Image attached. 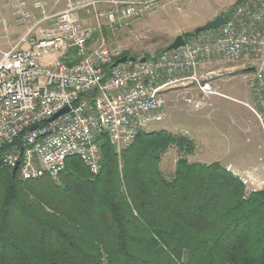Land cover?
<instances>
[{"label": "built area", "instance_id": "built-area-1", "mask_svg": "<svg viewBox=\"0 0 264 264\" xmlns=\"http://www.w3.org/2000/svg\"><path fill=\"white\" fill-rule=\"evenodd\" d=\"M140 0H67L62 11L48 15L40 3L32 10L14 0L13 12L27 24L9 50L0 51L1 167L20 181L48 175L55 179L65 161L78 157L93 175L100 169L99 137L105 135L117 153L128 147L153 122L165 119V95L194 85L202 94L211 90V76L200 69L219 60L240 63L257 108H249L264 131V0H242L225 17L224 25L184 40L143 62L112 66L125 56L103 40L89 48L92 29L82 24V10L104 6L95 15L110 23L136 13ZM48 21L50 24L42 25ZM26 47V48H24ZM72 52L77 61L63 58ZM199 109L202 100L186 99ZM68 109L54 119L60 111ZM36 125L35 129H31ZM227 171L249 193H264L257 168Z\"/></svg>", "mask_w": 264, "mask_h": 264}, {"label": "trees", "instance_id": "trees-1", "mask_svg": "<svg viewBox=\"0 0 264 264\" xmlns=\"http://www.w3.org/2000/svg\"><path fill=\"white\" fill-rule=\"evenodd\" d=\"M98 142L97 174L70 157L57 178L28 181L1 167L0 149V264H264L262 192L244 197L221 164L190 162L186 137L143 131L120 156ZM171 146L181 155L165 177Z\"/></svg>", "mask_w": 264, "mask_h": 264}, {"label": "rangeland", "instance_id": "rangeland-1", "mask_svg": "<svg viewBox=\"0 0 264 264\" xmlns=\"http://www.w3.org/2000/svg\"><path fill=\"white\" fill-rule=\"evenodd\" d=\"M140 1L143 4L137 6L136 13L126 19H116L114 23H110L105 17L99 18L97 21L95 19L94 23L89 20L90 25L87 27L93 31L89 48H93L96 43L103 40L109 48L120 49L123 53H130L136 57H151L170 45L178 35L187 37V34L194 32L196 28L214 19L217 15H228L236 2V0ZM13 7L14 0H0L1 33L5 30L1 29L4 19L1 15L10 14L16 19ZM1 45L0 40V49ZM214 65L211 69H216L218 72L210 80L215 79L216 76L219 77V148L223 147L226 150L233 142L229 127L239 129V134L242 136L241 140L256 142L254 149L258 155L257 163H259L256 168L260 178L264 180V131L249 109H256L257 106L247 87V74L240 63H228L219 60ZM216 89L218 90V87ZM182 90L183 88H175L171 94L166 93L165 119L158 123H151L146 132L166 131L180 137H186L193 142L188 132L183 129L184 120L186 117L189 119L190 113L198 112L206 106L212 107L213 104L206 98L211 94H202L198 91L197 93L200 95L198 96ZM211 90L212 94L216 92L214 87ZM188 98L195 101L202 100L203 105L199 109H195L186 102ZM223 111L224 113H222ZM238 116L245 118V122L238 120ZM223 125L227 129L222 128ZM252 132L255 134L251 137ZM197 148L199 149L194 144L193 151L186 154V158L190 162H196L195 160L200 158L197 155ZM231 148L234 149V146ZM177 149L175 146H171L161 156L158 167L165 177H170L175 170V164L181 155ZM121 152L117 155L120 156ZM225 163L226 161H221L218 164L225 168L230 167L231 171H237L232 163L229 162L224 165ZM243 188L244 197H248L250 193L244 186Z\"/></svg>", "mask_w": 264, "mask_h": 264}, {"label": "crops", "instance_id": "crops-1", "mask_svg": "<svg viewBox=\"0 0 264 264\" xmlns=\"http://www.w3.org/2000/svg\"><path fill=\"white\" fill-rule=\"evenodd\" d=\"M29 9L32 10V5L34 3H40L43 6V10L46 14L51 15L54 13H57L59 11H62L65 6L67 0H25ZM73 2L81 1V0H70ZM108 9L104 6H97L95 9H87L82 10L80 12L82 24L84 26H88L89 20H91V23L95 22V15L97 13H104ZM3 16V23L2 28L5 29L2 33L0 32V40L2 42L1 45V51L9 50L16 39L22 35L25 32V29H27V24L19 23L13 15L5 14L1 15ZM41 12L32 10V21H36L37 19L41 18ZM50 24L48 21L42 23V25H48ZM26 48V47H24ZM214 63L207 64L203 66L200 69V72L208 75V76H214L217 74L218 70H212V65L215 66ZM211 69V70H210ZM210 85L215 88L213 94L212 92L209 93L211 96H207V100L210 101V103L213 104L212 107L206 106L202 108L200 111L195 113H190L189 119L188 117L185 118L184 123V130L187 131L189 134V137L193 140V144L196 145L198 152L197 155L200 156L198 160H195L196 162L200 163H219L224 162L226 163H232L235 169L237 171H248L253 168H256L259 163H257V153L255 151V141H244L241 140L242 136L239 134V129L236 130V128L232 127L229 129L231 130V136L233 138V142H231L230 147L226 148V150L221 147L219 148V77H215V79L211 80ZM211 87V89H212ZM218 87V90L216 89ZM182 91L191 93V94H197L200 96L197 92L198 90L194 85H189L186 88H183ZM172 91L168 92L167 94H171ZM208 94V95H209ZM199 98V97H198ZM206 100V101H207ZM207 103V102H206ZM166 110V108H165ZM224 113V111L222 112ZM238 120H242L245 122V118L237 117ZM158 123V122H157ZM222 128L227 127L225 125L222 126ZM177 130V129H174ZM254 132L251 133V137L254 136ZM257 137V135H255ZM260 139V138H259ZM261 141V140H260ZM251 145L252 147H250ZM231 146H234V149L231 148ZM247 146V148H246ZM223 153V154H222ZM195 154V156H197ZM221 156V157H220ZM226 163L224 165H226ZM260 175V174H259Z\"/></svg>", "mask_w": 264, "mask_h": 264}, {"label": "water", "instance_id": "water-1", "mask_svg": "<svg viewBox=\"0 0 264 264\" xmlns=\"http://www.w3.org/2000/svg\"><path fill=\"white\" fill-rule=\"evenodd\" d=\"M242 0H236L234 6H236L237 4H239ZM225 23V17L222 15H217L214 19L206 22L204 25L196 28L193 32V36H196L199 33L202 32H207L210 30H214L219 28L220 26L224 25ZM184 44V38L182 35H178L170 45H168L166 48H164V51H170V50H174L177 49L178 47L182 46ZM145 60V57H136L134 55H130V56H122L121 58L117 59L112 66H117L118 64H125L127 62H143ZM253 68H248L245 69L244 72H250L252 71ZM68 109H64L62 111H60L58 114H56L52 119H54L55 117H57L58 115L67 112ZM36 125H33L31 129H35ZM17 168V163L15 165V167H13V169L11 170L12 175H15V171Z\"/></svg>", "mask_w": 264, "mask_h": 264}]
</instances>
